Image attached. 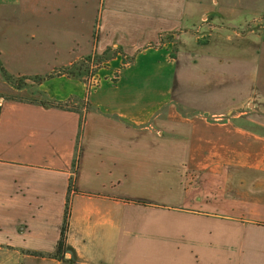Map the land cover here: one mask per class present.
I'll list each match as a JSON object with an SVG mask.
<instances>
[{"label": "crops", "instance_id": "obj_1", "mask_svg": "<svg viewBox=\"0 0 264 264\" xmlns=\"http://www.w3.org/2000/svg\"><path fill=\"white\" fill-rule=\"evenodd\" d=\"M262 14L264 0L2 1L0 63L58 71L39 85L50 98L83 103L86 82L61 70L121 52L88 111L0 96V264H264V132L242 123L264 122V38L228 33ZM204 18L224 22L205 45ZM26 89L0 68L1 93ZM72 182L67 260L39 255Z\"/></svg>", "mask_w": 264, "mask_h": 264}, {"label": "rangeland", "instance_id": "obj_2", "mask_svg": "<svg viewBox=\"0 0 264 264\" xmlns=\"http://www.w3.org/2000/svg\"><path fill=\"white\" fill-rule=\"evenodd\" d=\"M2 1H4V0H0V3H2ZM5 1H10V0H5ZM251 1H253V0H251ZM216 15H218L216 12L211 13L209 15L210 19L214 18ZM257 17L258 16L254 17L252 19L249 17L247 22H244L243 24L238 25L236 27H230L231 29L228 31V33H230L231 36H233L231 41H234L235 37L237 38L238 33L242 34V35H246V34L252 35V43L254 40L258 39L259 36H261V35L264 38V23H259L258 21H256ZM222 24H224V22ZM222 24L217 25V23L216 24L214 22L211 23L210 20H207V18H204L202 21H200V24L198 26L192 28L191 33L199 40L198 42H201V44L205 45V44H208L209 41H211V39L214 37V35L218 34L219 28L222 27ZM94 37H95V42L98 43V40L100 38V31L98 28H96ZM180 39H181L180 37H174V36L169 37V40H170L169 42H171V44H172V50L174 51V53L179 49L180 46L182 47V43H181ZM189 47H190V45H189ZM118 49H119V47L113 49L112 51H117ZM118 52H121L120 49L118 50ZM90 55H92V54H90ZM82 58H80V59H82ZM110 59H111V57L105 59L104 61H101V63L100 62H98L96 64H94L93 62L90 63V73H92V74H90L88 80L85 81L87 84V89H88V96H87L88 98H89V95L91 94L92 91L98 89L101 86L102 79L99 77L98 72H99L100 68L107 66V62ZM131 60L132 59L130 57L124 56V62L126 65L130 64L132 62ZM53 74L55 76V75H59L60 73L57 71V72H54ZM63 74H66V73H63ZM93 76L98 77V83H99L98 85L91 84L90 81H91ZM36 77L49 78L48 75L36 76ZM18 78H24L26 83L29 84L26 87L27 89H26L24 96H15L13 94H9V95L7 94L6 95V94L1 93V92H0V96H4L6 98L7 97L8 98H17V99H21V100H25V101L29 102V101H34V100H37V101L41 100L43 95H41L40 93H45L47 95L46 92L40 90V88H39L40 83H38L37 78L34 77V78L30 79L29 81H28V79L26 80L25 76H19ZM113 80L116 81V78H113L111 81H113ZM88 98H87V100H85L81 104L79 102L77 104H74V101H72V105L76 106L78 109H81L82 111H83L82 108H86L85 110L88 111L90 108ZM82 105H83V107H82ZM253 108H254V105H251V107L248 109L250 111V114H252V117H253V113H254ZM233 112L234 111H232L231 113H233ZM242 123L248 127H251L253 129H257V130L260 129L264 132V122H257L254 120V118H251L249 120L247 119L245 121H242ZM195 182H196V174H195V172H192V173H190V176L188 178V185L191 186Z\"/></svg>", "mask_w": 264, "mask_h": 264}, {"label": "trees", "instance_id": "obj_3", "mask_svg": "<svg viewBox=\"0 0 264 264\" xmlns=\"http://www.w3.org/2000/svg\"><path fill=\"white\" fill-rule=\"evenodd\" d=\"M97 36V35H96ZM121 50V48L119 47ZM118 49V50H119ZM117 51H112L108 50L103 54H98L97 52L83 57L80 60H77L74 64H72L69 67H66L65 69L61 70V73H66L69 77L75 78V79H81L84 81H87L89 78V75L92 74L90 73V63L93 62L94 64L104 61L107 58H112L118 54ZM98 65V64H97ZM0 68L6 78V80L16 86L19 89L27 87L29 84L26 83L24 78H18L14 76L13 74H10L4 66L0 63ZM54 74L48 75V77H52ZM37 78L38 83H41L45 78L43 77H35ZM43 95L42 99L37 101H31V102H36L41 105H44L46 107H57V108H62V109H68V110H78L76 106L72 105L73 97L67 99V100H58V99H53L48 97L45 93H40ZM76 166L79 165V157L76 158ZM74 182V181H73ZM71 184L70 186V195L68 196L67 203H66V210H65V217H64V222L62 226V231H61V236L57 245V249L54 253H39V255L42 256H50L58 259H64L65 255L67 253V237H68V232H69V221H70V216H71V192L74 189V184Z\"/></svg>", "mask_w": 264, "mask_h": 264}, {"label": "built area", "instance_id": "obj_4", "mask_svg": "<svg viewBox=\"0 0 264 264\" xmlns=\"http://www.w3.org/2000/svg\"><path fill=\"white\" fill-rule=\"evenodd\" d=\"M256 21H258L259 23H264V14L258 16L256 18ZM90 82L91 84L98 85V77L93 76Z\"/></svg>", "mask_w": 264, "mask_h": 264}]
</instances>
